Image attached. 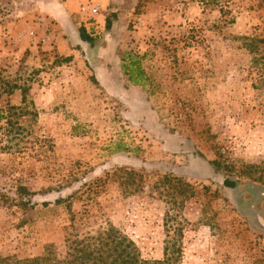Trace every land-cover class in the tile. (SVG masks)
<instances>
[{"label": "rangeland", "instance_id": "rangeland-1", "mask_svg": "<svg viewBox=\"0 0 264 264\" xmlns=\"http://www.w3.org/2000/svg\"><path fill=\"white\" fill-rule=\"evenodd\" d=\"M64 2L0 0V255L64 256L110 223L146 260L176 242L179 264H264V0H103L72 19Z\"/></svg>", "mask_w": 264, "mask_h": 264}, {"label": "trees", "instance_id": "trees-1", "mask_svg": "<svg viewBox=\"0 0 264 264\" xmlns=\"http://www.w3.org/2000/svg\"><path fill=\"white\" fill-rule=\"evenodd\" d=\"M114 15V14H113ZM111 27V20L107 19V28ZM81 40L93 44L94 39L87 35L84 28L80 31ZM71 58H67L65 61H69ZM139 59H142L139 57ZM125 74L129 76L133 83L137 84L139 62L134 59H125L123 64ZM10 108L9 110H13ZM8 110V111H9ZM6 116L4 111H0V122L6 120L4 126H0V129L5 128L7 133H11L9 126H12L13 122ZM7 149L6 146L1 148ZM224 185L229 188H236L237 181L226 180ZM18 200L23 206H29L33 198L37 196L36 192L31 191L27 187H19L17 191ZM67 202V200H56L57 204L60 202ZM47 202L44 203L47 206ZM168 247L165 251L166 258L162 261H150L143 258L136 243L129 237L124 235L118 228L112 224H107V227H100L94 232H83L77 234L76 242L70 246L64 256H59L52 248L46 250V252L38 257L19 260L14 257H3L0 255V264H179V256L182 251L181 247L177 246L176 242H173V256L168 255Z\"/></svg>", "mask_w": 264, "mask_h": 264}, {"label": "crops", "instance_id": "crops-1", "mask_svg": "<svg viewBox=\"0 0 264 264\" xmlns=\"http://www.w3.org/2000/svg\"><path fill=\"white\" fill-rule=\"evenodd\" d=\"M102 2L103 0H65L63 3L62 13L65 12V15L69 16V19H72L73 16L81 15V5L86 2ZM60 11V12H61Z\"/></svg>", "mask_w": 264, "mask_h": 264}, {"label": "built area", "instance_id": "built-area-1", "mask_svg": "<svg viewBox=\"0 0 264 264\" xmlns=\"http://www.w3.org/2000/svg\"><path fill=\"white\" fill-rule=\"evenodd\" d=\"M99 12L100 8L97 5H84L81 8V13L85 16H97Z\"/></svg>", "mask_w": 264, "mask_h": 264}]
</instances>
